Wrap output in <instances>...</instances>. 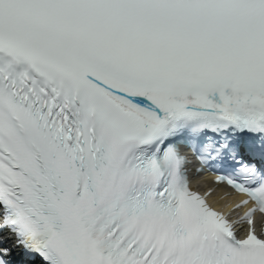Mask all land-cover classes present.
Instances as JSON below:
<instances>
[{"label": "snow or ice", "instance_id": "snow-or-ice-1", "mask_svg": "<svg viewBox=\"0 0 264 264\" xmlns=\"http://www.w3.org/2000/svg\"><path fill=\"white\" fill-rule=\"evenodd\" d=\"M0 264H264V0H0Z\"/></svg>", "mask_w": 264, "mask_h": 264}]
</instances>
